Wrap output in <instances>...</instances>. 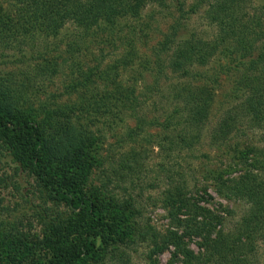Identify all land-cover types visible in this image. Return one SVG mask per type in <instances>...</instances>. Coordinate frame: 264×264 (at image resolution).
Listing matches in <instances>:
<instances>
[{
	"label": "trees",
	"instance_id": "1",
	"mask_svg": "<svg viewBox=\"0 0 264 264\" xmlns=\"http://www.w3.org/2000/svg\"><path fill=\"white\" fill-rule=\"evenodd\" d=\"M11 1L20 5L21 10L11 18L0 15V38H5L1 33L10 30V26L19 31L17 25L25 24L36 28L38 34H56L71 25L76 28L72 33L76 41L70 44L74 52L92 37L93 27L100 35L112 37L122 16H140L148 3H164V0ZM242 5L244 0H212L206 15L217 27V35L215 40H207L187 30L181 21L184 15L180 3L178 17L171 15L167 32L151 47L152 58H145L135 75L124 77L112 90L87 91L93 74L109 77L111 61L104 69H99L97 64L84 67L79 62L68 63L66 58L57 61L52 57L54 61L47 56L50 52L47 46L36 59L33 73L21 71L24 79L10 73L0 80V153L10 156L32 177L43 201L52 204L46 208L50 217L44 221L40 236L13 229L6 231L0 222V264H104L106 261L130 264L125 252L116 249L123 240L117 231L133 228L135 208L129 199H119L114 192L119 186L117 179L126 178L132 164L138 162L136 150L132 149L131 157L124 158L117 169H111L115 178L112 190L107 187L110 178L101 176L93 189L86 191L80 158L99 129L93 119L99 113L112 112L115 107L120 121L124 120V114H129L134 117L136 128L159 126L165 132L161 140L172 143L169 149L198 147L215 98L214 91L207 86V78L198 69L207 65L216 53L227 55L230 68L238 72L234 98L241 99L238 105L223 109L216 123L208 127L207 142L218 149L228 150L232 145L240 148L238 139L248 135L239 125L236 117L239 112H246L251 126L264 134V43L258 42L264 38V32H255L261 29L262 19L258 15L247 17L249 13ZM124 49L119 60L132 66L134 59L130 51L135 47L131 43L130 48ZM63 63L71 69L62 81V91L58 95L45 94L36 85L38 76L52 77ZM148 75L149 82L145 80ZM167 83L174 101L171 111L165 110L156 117L139 112L141 103L154 93L160 96ZM42 94L45 97L38 98ZM135 133L130 129L123 134L134 142ZM262 141L259 147L243 141L245 145L236 154L235 163L241 165L242 171L235 177H225L235 170L228 165L227 169L211 170L212 175L204 176V184L200 186L192 181L196 167L191 172L188 165L191 174L181 184L169 182L161 202L170 222L181 231L167 230L159 235L151 232L150 236L141 233L144 238H151L149 264H159L152 256L170 248L169 264L255 262L256 242L264 237V137ZM101 160H97L98 166ZM210 187L221 197L247 202L248 209L234 231L225 230L222 211L206 205L212 199L207 192ZM191 243L197 248L191 247ZM40 248L46 261L36 262L35 257L29 260V255L37 256Z\"/></svg>",
	"mask_w": 264,
	"mask_h": 264
},
{
	"label": "rangeland",
	"instance_id": "2",
	"mask_svg": "<svg viewBox=\"0 0 264 264\" xmlns=\"http://www.w3.org/2000/svg\"><path fill=\"white\" fill-rule=\"evenodd\" d=\"M200 1L164 0L163 5L148 3L141 11L140 16L129 14L122 16L115 29V32L119 33L114 32L112 37L100 35L98 29L93 27L92 37L86 39L87 43L84 45L80 44L79 50L75 52L72 51L70 44L72 41H76L72 34L76 28L71 25L60 29L56 34L52 32L38 34L36 28L25 24L17 25L20 26L21 31L10 26V30L1 33L5 38H0V80H4L10 73H15L17 79H24V74L21 71L33 73L36 59L40 57L41 51L47 46L50 51L47 52L48 58L54 57L57 61L66 58L68 63L79 62L84 67L97 64L99 69L106 68V64L111 61L113 67L109 77L103 78L101 75L93 74V80L87 85V91L98 90L101 92V89L104 88L115 89L118 81L123 80L124 77L135 75L137 69L144 65L145 58L149 56L152 58L151 47H154L167 32L172 21L171 15L174 14L175 17H178L177 9L180 3L184 15L181 21L185 23L187 30L200 38L215 40L217 27L206 15L212 0ZM244 4L242 7H245L247 14L249 13L247 17L258 15L262 19L261 29L257 28L255 32H264V0H244ZM20 10L21 6L15 5L13 1L0 0V15H8L11 18ZM111 42L112 44H110ZM258 42L264 43V38ZM131 43L135 47L134 50L132 49L133 51H130L133 54L131 55L133 56L132 60L134 59L132 66L123 64L119 60L121 53L125 52L124 48H130ZM53 47L55 50H52ZM221 47L222 45L218 47V50ZM101 48L102 50H100ZM70 52L71 54H69ZM53 60L55 61V59ZM70 69L71 67L69 68L67 63H63L52 77L38 76L40 78L37 79L36 85L41 86V89L46 91L45 94L54 92L58 95L62 91V81L67 79ZM198 71L202 75L204 74L209 82L207 86L211 87L215 93L207 126L201 134L203 140L198 147L191 150L179 147H175L174 150L169 149L172 143L169 140H161L164 138L165 132L159 126L151 124L145 125L143 128H136L134 117L124 114V120L120 121L119 117L115 115L118 110L115 107L112 108V112L105 115L99 113L97 118L93 119L99 129L95 131V138L89 149L80 158V167L82 166L84 175L82 185L86 191L93 189L101 176L110 178L107 187L112 190L115 187V178L111 169H117L124 158L131 157L132 149L136 150L138 162L132 164L133 169L126 178L117 179L119 186L114 192L119 199H129L135 208L133 228L129 226L124 227L122 231H117L123 240L117 243L116 249L125 252L124 257L128 258L130 264H149L148 256L152 249L151 238L148 236L144 238L141 233L150 236L151 232L159 235L165 234L167 230L181 231V228H176L175 224L170 222L168 212L161 202L162 193L168 188L169 182L174 185L181 184L195 167L196 174L192 181L194 180L200 186L204 184V176L212 175L209 174L211 170L227 169L228 165L233 166L235 170L230 175L226 174L225 177H235L242 171L240 164L235 165L238 162L236 154L243 149L245 142L249 146L256 147L263 143L264 134L260 129L251 126L246 112H243L244 114L236 112L239 125L243 131H246L245 135H248V138H246L247 136L237 138L240 148L232 145L228 150L218 149L207 142L208 127L216 123L223 109L231 105H238L241 99L235 100L234 98L238 72L230 68L229 57L224 56L222 52L216 53L209 63L200 67ZM146 77L145 80L149 82L150 76ZM168 83L165 88L163 86L161 89L160 96L154 93L148 101L142 102L139 112H146L148 117H156L165 110L171 111L174 101L171 99L172 91ZM44 97L43 94L38 96L42 99ZM130 129H134L136 132L133 136L134 142L123 134ZM99 158L103 159L99 161L101 166H98ZM188 165L192 168L191 172ZM120 172L125 173L122 170ZM209 183L213 186V182ZM207 192L212 196L210 202L206 204L208 208H217L222 211L225 230L234 231V227L241 221L248 209L247 202L237 198L221 197L212 190V187ZM51 205L43 201V195L38 190L33 178L22 171L10 156L0 153V222L3 223V229L6 231L13 229V231L18 230L40 236L41 231H44V221L49 220L50 217V211L46 208ZM52 207L54 208V206ZM136 226L137 228L134 229ZM191 247L197 248L194 243H191ZM156 249L158 250V248ZM170 250L164 249L152 257L159 264H169ZM43 256L44 251L40 248L37 256L30 254L28 259L35 257L36 262L46 261ZM255 256L256 260L253 264H264V237L259 238L256 242ZM104 264L112 263L106 261Z\"/></svg>",
	"mask_w": 264,
	"mask_h": 264
}]
</instances>
